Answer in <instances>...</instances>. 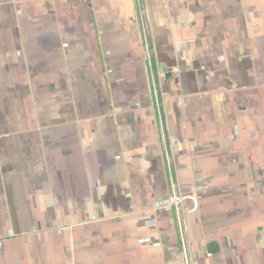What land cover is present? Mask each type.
I'll return each mask as SVG.
<instances>
[{"label":"crops","instance_id":"0c3cea01","mask_svg":"<svg viewBox=\"0 0 264 264\" xmlns=\"http://www.w3.org/2000/svg\"><path fill=\"white\" fill-rule=\"evenodd\" d=\"M0 264H264V0H0Z\"/></svg>","mask_w":264,"mask_h":264},{"label":"built area","instance_id":"2783aa9c","mask_svg":"<svg viewBox=\"0 0 264 264\" xmlns=\"http://www.w3.org/2000/svg\"><path fill=\"white\" fill-rule=\"evenodd\" d=\"M145 44H146V46H147V50H148V52H149V58H150V66H151V69L153 70L154 69V60H155V55L153 54H151L150 53V50H151V48H152V46H151V44H150V38L148 37V35H147V37L145 38ZM160 75H165V72H160ZM154 87H155V93H156V96L158 97V96H160L161 95V90H160V88L158 87V82H156V79L154 80ZM177 194H179V193H177ZM178 199H180L179 198V196L177 195L176 196V200H178ZM176 200H175V197L173 198V200H172V202L174 203V204H176V205H178V203L176 202ZM171 202V203H172ZM173 204V205H174ZM175 205V206H176ZM177 207V206H176ZM178 208V207H177Z\"/></svg>","mask_w":264,"mask_h":264},{"label":"rangeland","instance_id":"374dc122","mask_svg":"<svg viewBox=\"0 0 264 264\" xmlns=\"http://www.w3.org/2000/svg\"><path fill=\"white\" fill-rule=\"evenodd\" d=\"M179 196V198L180 199H178V200H176V196ZM175 197V200H176V202L178 203V205H176V204H174L173 202H172V200H173V198ZM191 197H193L192 195H185V194H182V193H179V194H177V193H175V194H173V196H172V200H171V202H172V204H174V205H176L179 209H180V207H181V204L183 203V201L186 199V198H191ZM195 199V198H194ZM181 210V209H180Z\"/></svg>","mask_w":264,"mask_h":264}]
</instances>
